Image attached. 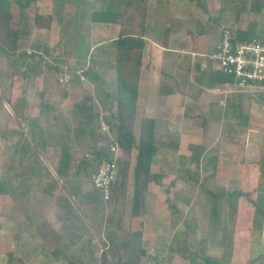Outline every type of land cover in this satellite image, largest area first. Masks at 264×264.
Wrapping results in <instances>:
<instances>
[{
	"label": "rangeland",
	"instance_id": "obj_1",
	"mask_svg": "<svg viewBox=\"0 0 264 264\" xmlns=\"http://www.w3.org/2000/svg\"><path fill=\"white\" fill-rule=\"evenodd\" d=\"M83 1L86 0H30L23 7H18L14 3L8 7L9 27L16 32L17 40L14 53L5 52L0 48V182L5 188V193L0 195V264H70L71 262L73 264H119L127 255L123 245L125 241L128 242L129 248L135 251L140 248L144 251V254L140 256L141 264H220V261L209 262H215L218 259L215 256L222 254L225 244L228 246V251L232 243L236 241L237 246H233V252L238 251L241 239L244 240L250 236L251 231L252 238H255L258 232L257 225L253 230L249 227L250 213H238L236 210V213L230 214L232 213L230 210L233 211L235 208L237 196L235 194L231 196L228 193L238 187L236 181L217 183L212 181V177L206 173L200 175L199 184L196 185L197 181L195 184L190 181L188 184L193 187L185 186L184 190L193 200L195 214L192 215L197 222L183 224L178 229L169 227L168 230L166 228V232L158 224L155 228L156 232L160 233L164 230L161 238L150 235L147 223L149 207L147 208L148 201H145V196L138 200L139 209L136 212L131 209L132 169L135 162L133 149L128 156L120 150L117 152L119 177L113 186L110 201L101 200V194L92 187L90 177L96 161L94 160V164L92 162L90 166L81 165L82 158L85 153L91 155L97 150L99 146L95 145L96 142L102 144L101 149H104L109 140L115 139V131L111 126L108 125L110 132L106 135L98 131V126L100 122L106 124V119L116 116L114 101H110L111 96H106L108 93H114L116 85L112 86V89L102 87L98 79L106 80V69L103 62L99 65L97 61L95 63V59L101 55L105 63L109 62L111 65L113 63L112 66L115 68L116 55L110 49L112 54L108 61L103 54L102 44L106 45V48L107 45H113V42H109L112 40L109 36L112 34L111 30H106V35L102 38L85 37L86 32L81 30L80 21L82 23L84 20L87 21V12L84 15L72 12L77 6H81ZM197 1L203 13L204 10L209 13V26L212 25L211 39L218 37L222 29L229 28L233 32L236 30L252 32L253 37L264 41L263 4L257 10H252L253 6L250 2L253 0H207L208 4L206 0ZM21 2L25 3V0ZM54 4L67 5V9L71 11L68 18L72 19V22L60 21L61 16L53 14L59 20L55 21L57 22L55 25L58 26L55 29V35H51L49 31L47 33L45 27L31 30L32 16L41 15L52 19V7L58 9ZM104 9V6H101L99 10ZM96 10L92 9L91 13ZM213 19L217 21L214 22ZM62 26H69V28L65 31ZM60 29L63 30H61L62 33ZM96 43L101 46L94 45ZM30 54L34 55L31 57ZM20 87L27 89L29 98L34 99L29 101L32 106L41 104L45 111L46 106L52 103L50 107H54L55 111L52 110L51 114L57 121L56 128H59V134L56 131L55 134L52 133L55 128L47 127L45 130L43 127L36 126L37 115L41 117V123L46 120L44 112L41 110L42 115L35 107L34 110L31 109L32 112H27V109L24 111L25 103L20 97V94L22 95ZM39 91H41V99L36 98ZM63 93L75 94L79 97L87 94L95 100L91 101L93 104L91 108L95 113V118L92 120L93 128L84 126L86 131L83 130L77 136L75 143L72 144L76 145L73 148L76 158L72 159V164L64 169V174L61 168L49 158L46 150V147L58 148L64 145L63 133L61 134L60 130L61 122L70 120L73 126H79L76 123L78 119H66V116H63L61 111L63 105L60 106L58 98L55 99ZM47 95H51V98ZM81 102L86 112L82 119L76 114L80 118V125L86 124L85 121H88L91 116L88 112L90 102H84L81 99L77 105ZM109 102H111L110 109H108ZM237 115L226 117L227 123L222 126L225 131L228 130V133L237 135L238 138L235 140L243 144L244 136L240 134V131L245 132L246 127L256 130L259 128L257 123L261 124L264 119L258 118L256 123L254 118L252 121V117H248L247 120L252 121L248 124L238 111ZM241 122L246 123L247 126L241 125ZM238 124L241 125L240 128L237 127ZM137 125L135 120L133 126L135 136L138 134ZM35 128L37 132L34 131ZM177 136L170 134V139L174 140L178 138ZM225 136L228 135L205 132L200 135V138L202 142L209 145H226L228 142ZM250 145L248 148L251 147ZM56 153L58 154L57 151ZM85 158L93 159L86 156ZM222 159L228 161L224 157ZM165 166L168 179L163 182L164 186L169 185L173 178L177 177L175 164ZM187 170L183 167L179 172L183 176ZM64 176L67 178L66 182ZM189 178L191 179V174ZM46 180L50 184L54 183L63 192V195L57 198V207L66 206L72 211L74 209V213L81 222H78L76 216L66 219V215L57 228L55 224L46 222L37 230L40 225L38 223L45 217L50 207L45 200L48 195L42 191V188L46 189ZM175 181H173L174 184ZM157 183L160 184L161 179H158ZM256 184L249 181L244 188V193L250 199H255L256 191L251 192V189ZM261 186H264V182ZM258 201H263L261 204L264 206V196L258 197ZM141 202H143L142 205ZM171 209L168 206L169 218ZM24 214H27L29 221L25 219ZM133 214H136L135 217ZM59 217V214H55L54 219L51 220L58 224ZM146 217L147 220H145ZM170 220L172 221V218ZM229 221H232V228L224 229V226H229ZM235 226L241 227L236 231ZM137 232L140 233L139 236ZM259 240L251 241L245 264H264V233ZM201 241H211L209 247L213 251L207 252ZM219 241L226 243L219 244ZM167 246L175 249L171 258L168 256ZM209 253L214 257H209ZM155 255H162L164 260L159 261ZM236 255L234 254L233 257L235 258ZM149 257H155L156 261H149ZM231 262V264H238L237 260ZM243 262L239 261V264ZM225 263L224 260L223 264Z\"/></svg>",
	"mask_w": 264,
	"mask_h": 264
},
{
	"label": "crops",
	"instance_id": "obj_2",
	"mask_svg": "<svg viewBox=\"0 0 264 264\" xmlns=\"http://www.w3.org/2000/svg\"><path fill=\"white\" fill-rule=\"evenodd\" d=\"M206 4H208L207 0ZM54 5L57 6L58 9H53L52 7L51 26L49 30H46V32L48 33L49 31L51 35H55V29L58 28V26L55 25V23H57L55 21H59L56 19L57 16L55 17L53 14L60 15V21H67V23L72 22V19L68 18V16L71 15V11L67 9V5ZM101 6H104V2L94 0L92 3V0H86L82 2L81 6H77L78 8L76 7L75 10L73 9L72 12L75 11L82 15L87 12V21L84 20L83 23L80 21L81 30L86 32L85 37L94 36L102 38L106 35V30H111L112 34L109 36L112 37V40L109 42L114 43L120 31V26L118 24L95 23L90 21L89 17L91 10L100 9ZM202 10L197 0H145L143 10L137 15L134 21L137 23L142 22L144 29V50H142L137 83L135 120L138 125L142 118L154 120V140L156 146V154L153 156L150 164V180L147 184V191L145 194V201H148V204H146L147 208L149 207L148 213L150 215L148 214L149 219L147 220L146 217L145 220H147L149 224L148 229H150V235H152V237L161 238L163 236L162 232L164 230L166 232V228L167 230L169 227L178 229L183 224L191 223L192 221L197 222L192 215L195 214L193 200L184 190L185 186L193 187L188 184L190 181L193 182L192 184H195V181H197L196 185L199 184L200 175L202 173L210 175V177H212L211 180L217 183H221V181L226 183L236 181L238 187L230 190L228 193L231 196L234 194L237 196L235 208L233 211L230 209L228 210L232 212L230 213L231 215L236 213V210L238 213H250L251 218L248 222L250 223L249 227L253 230L257 225L258 232L255 238H252L253 233L251 231V237L248 236L244 240L241 239V245L237 248L238 251L235 252H233V246H237L236 241H234V244L232 243L231 248L228 250L229 252L227 251L228 246L225 244L226 242L219 241V244L222 242L225 244L223 252L219 254V256H215L218 258L215 262L211 261L210 263L220 261V264H223L225 260V264H231V261L237 260L238 264L239 261H244L243 263L245 264L246 258L249 256L248 251L251 247V241H260L259 239L262 238L264 233V206L261 204L263 201H258V197L263 198L264 196V186H261L264 182V122L261 124L257 123L258 118L264 119V94L249 91L225 93L228 88L227 85H230V83L220 85L211 83L208 80V74L215 71V69L211 68V65L206 61L204 55L213 51L218 37L213 39L210 38L212 25L209 26V13L205 10L203 13ZM213 21L216 22L217 19H213ZM78 25L79 22L76 29ZM62 28L67 31L66 29H68L69 26H62ZM61 30L62 29H60V31ZM207 30H209V32ZM94 45L101 46V44L98 43ZM102 46L104 57H107L106 59L109 61L111 54L114 52L113 54L115 55L116 53L115 44L113 49V45H107V48L106 45L102 44ZM104 60L105 59H103L101 55L99 58L95 59V63L97 61L99 65L103 62V66L106 69V80H98H100L103 88L112 89V86L114 87L116 85L115 68L112 66L113 63L111 65L109 62L105 63ZM20 90L22 93L20 97L25 103L24 111L27 109V112H30L31 109L35 107V109H39V112H41V110L44 112V118H46V120L41 123V117L37 115L36 126L43 127L45 130L47 127L48 129L51 127L55 128L52 133L55 134L56 131L59 134V128H56L57 121L51 114L52 110L55 111L54 107H50L52 103H49V105L46 106L47 109L44 111V107H42L41 104L36 105V107L29 103L32 98H29L27 89H22L20 87ZM40 95L41 91L36 95V98L41 99L42 96ZM47 96L51 98V95ZM57 98L60 106L63 105V109L61 110L63 116H66V119L73 118L79 121L80 118L82 119L85 116L86 111L82 102L78 105L77 103H79L81 99L84 102H90L88 112L91 113V116L88 121H85L86 124L81 123L80 125L79 121H77L76 123L79 126H73L70 120H65L64 123L61 122L60 130L61 134L63 133L62 138H64L65 141L64 145L58 148L46 147L47 155L57 167L59 166V168H61L60 170L64 174V169L72 164V159L76 158L73 150L76 145L72 144L75 143L78 138L77 136L83 130L86 131V127L91 126V128H93L92 120L95 118V113L94 109L91 108V105H93L91 101L95 100L89 97V95L87 96V94L84 97H79L75 94L69 95L63 93L55 97V99ZM33 100L34 99H32V101ZM24 111L23 113L25 114ZM237 111L241 117H244L243 120L247 123H251L254 118L259 127L256 128V130H250L248 129L249 127H246L245 132L240 131V134L242 133L244 136L242 139L244 142L243 144L235 140V138H238L237 135L228 133V130L225 131L223 128L224 126H222L227 123L228 117L230 118L232 117L231 115H237ZM43 112H41L42 115ZM76 114L80 115V118H78ZM248 117H252V121L247 120ZM240 124L247 126V124L243 122ZM240 124L237 125L238 128L241 127ZM261 127H263V129H260ZM48 129L47 131H49ZM34 131L37 132V129L35 128ZM205 132L227 134L228 136H225V138L228 143L226 145H209L204 141L202 142L200 135ZM170 134L178 135V138L171 140ZM246 135H248V137ZM73 136H75V138H72ZM249 144H251V147L248 148ZM95 145L99 146L96 148L97 150L101 149V146H103L98 142H96ZM59 152L60 156H58ZM91 155L85 153L84 157H94ZM223 157L229 162L223 160ZM91 163L94 164V160L90 162L86 161L85 165L90 166ZM171 163L175 164L177 169H175L177 177L173 178V181H176L175 184L172 181L169 185L164 186L163 182L168 179V177H166L167 170L165 165H170ZM183 167L188 170L183 173L182 176L179 171ZM94 169L95 166L93 171ZM190 174L191 179L189 178ZM118 177L117 173L116 180H118ZM64 178L66 182L67 178L65 176ZM158 179H161L160 184L157 183ZM59 181L62 183L60 179ZM249 181L257 183L251 189V191H256L254 196L256 208L247 204L245 202V197L237 194H245L244 188ZM46 183V189L44 190L42 188V191L48 195L45 200L49 203L50 207L45 217L38 223L40 225H38L37 230L43 227L46 222L55 224L57 228L62 224L66 215V219L76 216L74 209L72 211L71 208L69 209V207L66 206L57 207V198H59L61 194L63 195V192L54 183L50 184L48 180H46ZM168 206L172 208L170 218L168 217ZM55 214L60 215V222L58 224L52 221ZM181 214L183 216H179ZM133 215L135 217L136 214ZM24 216L25 219L29 221L27 214H24ZM76 218L78 222H81L78 216H76ZM171 218L172 221L170 220ZM158 224L164 228L160 233L155 230ZM231 225L232 221H229V226H224V229H231ZM240 227L241 226H235V230L238 231ZM241 233L244 235L243 232ZM195 242L198 243V241ZM202 242V246L205 247L207 252L213 251L209 247V242L211 241H201L200 243ZM174 250L175 249L170 248V246H167V252L170 258L174 255ZM234 254L240 255H236L234 258ZM208 255L209 257H214L211 253ZM155 256L159 261L164 260L162 255ZM149 258L150 261H156L155 257Z\"/></svg>",
	"mask_w": 264,
	"mask_h": 264
},
{
	"label": "trees",
	"instance_id": "obj_3",
	"mask_svg": "<svg viewBox=\"0 0 264 264\" xmlns=\"http://www.w3.org/2000/svg\"><path fill=\"white\" fill-rule=\"evenodd\" d=\"M97 1L104 2L105 9L90 13V21L95 23L118 24L120 26L118 37L113 43V45L115 44L116 48V88L114 93H108L106 95L107 97L111 96V102L114 101L116 116L112 119H106V123L111 126L112 130L115 131V141L117 142L119 150L122 151V153H125L126 156L130 154L132 149L135 152V162L132 169L133 190L131 209L132 211L136 212V210L139 209L138 200L141 197L144 198L146 194L147 184L150 180V164L153 156L156 154L153 119L142 118L137 128V136L133 134L137 101V83L139 68L141 65L142 50H144L143 23H137L134 21L137 15H139L143 10L145 0ZM29 2L30 0H25V3L21 2V0H0V48L5 52L10 51L11 53H14L16 50L17 40L16 32L9 27L8 21L10 13L8 7L12 3L17 4L18 7H23ZM250 4L253 6L252 10H257L259 6L262 7L261 4L264 5V0H253L250 2ZM50 21L51 19L49 17L44 18L41 15H33L31 30L32 28L41 29L42 27H45L46 30H49L48 28L50 26ZM246 32L242 30H236L235 36L239 39V41H246L253 37L252 32ZM248 34L251 36L248 37ZM33 55L34 54H30L31 57ZM22 59L24 60L23 54ZM208 80L211 83L220 85L224 83L231 84L232 82L231 77L226 76L217 70L208 74ZM111 102H109L108 109L111 108ZM103 148L104 149L96 150L92 154L94 157H92L93 159L91 160H88L85 157L82 158L81 163L85 164L86 161L90 162L96 160L97 165L107 156V145ZM114 184L115 181L112 184V189ZM4 193L5 188L0 182V195ZM237 194H239V196L245 197V202L256 208L253 198L250 199L247 197V194ZM142 204L143 202H141V205ZM136 234L139 236L140 233L137 232ZM123 245L127 255L124 257L123 261L119 262V264H141L140 256L144 254V251L140 248L137 251L129 248L127 241H125ZM70 264L73 263L71 262Z\"/></svg>",
	"mask_w": 264,
	"mask_h": 264
},
{
	"label": "built area",
	"instance_id": "obj_4",
	"mask_svg": "<svg viewBox=\"0 0 264 264\" xmlns=\"http://www.w3.org/2000/svg\"><path fill=\"white\" fill-rule=\"evenodd\" d=\"M204 57L211 68L232 78L225 93L249 91L264 94V41L255 37L239 41L235 31L224 28L213 51ZM98 131L106 135L110 132L109 126L100 122ZM107 149L106 158L96 165L90 177L92 187L101 194L104 202L110 201L112 184L117 176L119 149L115 139L108 141Z\"/></svg>",
	"mask_w": 264,
	"mask_h": 264
}]
</instances>
